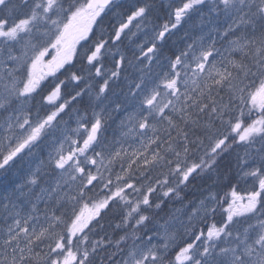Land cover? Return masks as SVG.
I'll list each match as a JSON object with an SVG mask.
<instances>
[{
  "label": "snow or ice",
  "instance_id": "obj_1",
  "mask_svg": "<svg viewBox=\"0 0 264 264\" xmlns=\"http://www.w3.org/2000/svg\"><path fill=\"white\" fill-rule=\"evenodd\" d=\"M0 264H264V0H0Z\"/></svg>",
  "mask_w": 264,
  "mask_h": 264
}]
</instances>
